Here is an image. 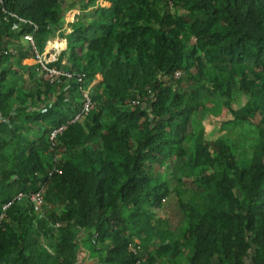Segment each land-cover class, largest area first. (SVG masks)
I'll return each mask as SVG.
<instances>
[{"label":"trees","instance_id":"trees-1","mask_svg":"<svg viewBox=\"0 0 264 264\" xmlns=\"http://www.w3.org/2000/svg\"><path fill=\"white\" fill-rule=\"evenodd\" d=\"M111 1L62 33L67 49L51 64L84 73L86 84L98 73L103 79L92 97L97 108L53 146L49 132L79 110L78 84H50L33 64V92L17 89L21 77L9 65L33 57L26 34L44 51L65 4L0 1V212L24 195L0 221V264H76L80 234L99 243L105 264H151L141 249L153 236L151 208L172 189L181 234L159 241L155 258L162 262L154 264H179L182 256L186 264H264V0ZM90 5L84 0L82 9ZM21 39L25 47L12 52ZM54 95L53 107L26 110ZM204 95L220 98L232 119L261 123L248 163L237 160L231 142L211 150L199 136L182 157L189 116ZM146 155L175 158L166 181L153 178ZM190 174L197 186L185 189L182 178ZM42 187L39 215L28 196Z\"/></svg>","mask_w":264,"mask_h":264},{"label":"rangeland","instance_id":"rangeland-1","mask_svg":"<svg viewBox=\"0 0 264 264\" xmlns=\"http://www.w3.org/2000/svg\"><path fill=\"white\" fill-rule=\"evenodd\" d=\"M82 0H62L65 4L63 22L58 23L55 28V34L50 37L49 40H56V38H63L62 33H69L72 30V25L78 20V18H83L86 21L91 19V13L96 10L99 6H106L108 2L103 0H93V5L86 7L83 11L71 12L70 8H77L81 5ZM67 6V7H66ZM54 40V41H55ZM52 42V48H61L64 46V42L60 40L61 43ZM194 39L190 41V46L193 45ZM47 46V43L45 47ZM51 47H47L44 52L48 54L51 59H53V54L51 53ZM50 49V51H48ZM58 51V50H57ZM57 56L60 52L56 53ZM252 72L256 71L254 65L249 66ZM194 73L199 76V72L196 66L192 67ZM243 102H247L246 98H241ZM239 101V100H238ZM258 101L254 100L253 105H257ZM236 106V104H233ZM224 104L220 98L215 100L203 96L197 109L189 116V120L186 125V137L182 143V157L187 159L188 155L193 153V142L197 136L201 137L199 140L201 145L209 147L211 150L214 149L216 143H221L222 141L231 142L235 148V153L237 160L240 163H248L250 157V143L255 138V131L261 125L258 120L250 118L248 116L246 119H240L238 117L232 119V116L225 110ZM146 164L150 166V171L153 174V178L159 183L166 181L170 177V168L173 167L175 163V158L168 157L164 161H159L154 159L153 156L146 155L144 157ZM183 187L185 189H193L196 185V180L193 174L185 176L182 178ZM173 187V185H172ZM240 194V193H239ZM165 201L163 205L159 207L151 208V224L154 226L153 236L145 248H142V259H149L154 263L162 262L160 258L157 260L155 258V252L159 246V241H169L174 234H181V226L183 224L182 212L178 206V198L173 191L163 194ZM36 210H41V207H34ZM129 226L127 230L129 231ZM79 241L77 242V262L76 264H105L100 261V257L105 254V251L99 250V243H90L86 239L85 234L79 235ZM134 243L140 244L141 241L138 237L133 238ZM93 244V245H92ZM139 247V246H138ZM140 249V247H139ZM142 260V261H143ZM167 263L171 262L167 260ZM179 264H186L184 257H180Z\"/></svg>","mask_w":264,"mask_h":264},{"label":"built area","instance_id":"built-area-1","mask_svg":"<svg viewBox=\"0 0 264 264\" xmlns=\"http://www.w3.org/2000/svg\"><path fill=\"white\" fill-rule=\"evenodd\" d=\"M1 1V0H0ZM24 38L29 41L31 51L33 52V64L35 65V70L37 71L38 75L42 77L43 80L47 81L50 84L53 83H60V82H67L69 80H74L75 83L78 84V90L80 93V107L77 113H75L74 117L70 120H67L65 123L54 127L48 135L49 140H51L52 146L55 144V139L58 135H60L64 129L70 124L75 121L80 120L82 117L90 113L92 110L97 108L96 102L93 100V95L96 93L92 82L85 83V74L82 72H76L71 70H66L63 68L56 67L51 63L55 61V59H49L46 57L45 52H39L36 49L34 44L33 38L30 34L24 35ZM45 50V48H44ZM181 74V71H176L174 76L178 77ZM146 91L150 93V89L147 88ZM134 104L138 103V100L133 101ZM54 162L58 163V155H55ZM56 167V166H55ZM54 170L59 172V169L55 168ZM45 187H42L39 191L32 193L28 196L30 201L33 203V206H41L43 203V193ZM24 197L22 193H16L11 200L7 201L2 205V209L0 212V221L4 218V211L9 207V205L15 200ZM129 250L135 251L134 248L129 245Z\"/></svg>","mask_w":264,"mask_h":264},{"label":"crops","instance_id":"crops-1","mask_svg":"<svg viewBox=\"0 0 264 264\" xmlns=\"http://www.w3.org/2000/svg\"><path fill=\"white\" fill-rule=\"evenodd\" d=\"M103 1L108 2V4L106 6H109L112 3L111 0H103ZM81 2H82L81 5H78L77 8H75V7L70 8L71 9L70 11L74 13V16L77 13V11H83L84 10V9H82L84 7L83 6L84 5V0H82ZM90 6H87V7H90ZM62 22H63V20L61 21V24H62ZM56 39L62 40L64 42V46L61 45V48H59V49L51 47V53L53 54V59H56V57H57L56 53L57 52H61V51H64V50L67 49V41H66L65 38H56ZM54 40H48L47 41V46L45 47V49ZM26 44H27L26 41L23 40V39H21V41L15 40L14 43L12 45H10V50L12 52H17L18 53L19 51H21L20 49H23L25 47ZM48 51H50V49H48ZM32 65H33V59L30 58V57L23 58L21 63L17 62L16 60H14V61H12L10 63L9 67L13 68L14 77H16V76H18V78H19V76L21 77V79L19 80V84H18L17 89L18 88H23L24 90H27V91L31 90L33 92V86L35 85V80L36 79L32 76ZM102 79H103L102 75L100 73H98L96 75V78L92 81V85H93L95 91H97L98 88L101 86ZM16 90H14L13 94L11 95V99H10V103H11V106H12V113H13V111H15V108H16V105H17V104H14L13 101H12V99L15 100ZM41 96H42V94H41ZM57 96L58 95H54L53 97H50V98L45 99L43 101L41 100L40 102H36V104L34 102V105H28L26 107V110L32 111L35 108H39V109L45 110L47 106L53 107V104H55L56 100H58ZM65 98L67 100L69 99L68 96H66ZM35 99H36V97H35ZM6 120H8V119L6 118ZM84 147L85 148H89L90 144L89 143H85ZM13 194H14V190H12L10 192V195H13ZM35 210H36V208H35ZM36 212L39 215L41 214V210H39V211L36 210Z\"/></svg>","mask_w":264,"mask_h":264},{"label":"bare ground","instance_id":"bare-ground-1","mask_svg":"<svg viewBox=\"0 0 264 264\" xmlns=\"http://www.w3.org/2000/svg\"><path fill=\"white\" fill-rule=\"evenodd\" d=\"M54 42H58L61 43L59 39H56ZM49 47H51V45H49ZM47 58L51 59V55L49 56L48 54H45ZM52 60V59H51Z\"/></svg>","mask_w":264,"mask_h":264}]
</instances>
